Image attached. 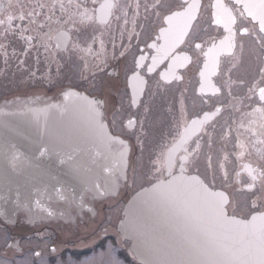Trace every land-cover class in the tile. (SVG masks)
Segmentation results:
<instances>
[{
  "label": "flooded vegetation",
  "instance_id": "1",
  "mask_svg": "<svg viewBox=\"0 0 264 264\" xmlns=\"http://www.w3.org/2000/svg\"><path fill=\"white\" fill-rule=\"evenodd\" d=\"M63 2L70 15L60 12L49 38H40V15L35 22L19 19L33 5L0 0V108L65 109L72 91L92 97L114 137V175L83 191L44 188L11 218L0 213L7 237L0 236V257L10 255L12 262L15 254L22 264H138L118 230L125 204L139 189L175 174H195L225 191L231 215L249 218L264 210V121L253 114L264 107V50L254 40L259 23L232 0H161L158 8L152 7L155 0H74L71 7ZM108 2L119 7L102 9ZM75 3L93 21L66 23L77 12ZM192 4L190 21L187 15L167 19ZM217 4L231 12V21ZM45 9L61 10L59 4ZM244 28L252 34L242 33ZM229 29L236 47H228ZM61 32L68 33L64 46L65 38L57 40ZM89 45L90 51L81 50ZM185 148L196 152L181 172L178 157ZM162 151H171L172 168L153 165ZM11 152V163L26 161L21 150ZM145 154L154 157L149 161Z\"/></svg>",
  "mask_w": 264,
  "mask_h": 264
},
{
  "label": "water",
  "instance_id": "2",
  "mask_svg": "<svg viewBox=\"0 0 264 264\" xmlns=\"http://www.w3.org/2000/svg\"><path fill=\"white\" fill-rule=\"evenodd\" d=\"M244 4L257 7L249 10ZM259 4L260 0H241L240 6L260 25ZM66 100L67 109L0 108V213L4 216L11 218L24 204L33 202L43 187L51 192L62 186L91 189L99 177H113L110 137L106 125L97 123L95 101L76 92ZM59 141L67 151L70 147L65 142H71L73 152H44ZM14 147L24 152L28 162L9 161ZM65 157L71 159V168H65ZM43 160L48 162L39 166ZM215 193H223L222 205ZM228 201L224 191L211 189L196 175L178 174L137 192L125 207L119 229L132 241L142 264L253 261L259 255L253 232L264 222V211L240 219L228 214Z\"/></svg>",
  "mask_w": 264,
  "mask_h": 264
},
{
  "label": "snow or ice",
  "instance_id": "3",
  "mask_svg": "<svg viewBox=\"0 0 264 264\" xmlns=\"http://www.w3.org/2000/svg\"><path fill=\"white\" fill-rule=\"evenodd\" d=\"M73 3H74V0H68L67 7L73 6ZM57 4H59V7H60L61 11H66L67 10L66 9V5L64 4L63 0H53V3L51 5H45L44 3L36 4L33 7L32 11H29V12H27L25 14H21L19 16V19L21 21H23L25 19V17L27 16L30 19V22H35L34 17L39 15V13H37L36 10H35L36 7H39L41 9H43L44 7H49L50 10H53L57 6ZM236 4L240 5L241 4V0H236ZM75 7L77 9V12L74 14V16L70 17L69 21H66V23H71L73 26H75L77 23L83 25V24H86V23H88L90 21H93L94 17L90 16L88 14L87 9H85L83 11H80L81 5L79 3H75ZM118 7H119V5L117 3H115V2H108V3H105V4L101 5L102 9H113V8H118ZM136 7H137V9L139 8V4L138 3L136 5ZM152 7L153 8L163 7V4H162L161 0H155V3L152 5ZM195 7H196V5H194V4L189 5L188 9L184 13L174 12V13H172V15L167 16V19L169 21H171L173 19V17H175V16L187 15L188 20L190 21L192 19L191 15H190V12ZM215 7H217L218 9H223V11H225V12H228L229 20L230 21L232 20L231 12L228 9L223 8V6L220 5V4L215 5ZM243 7L246 8V9L251 10L252 8L257 7V5H255V4H244ZM258 7H259V10H260V12H259L260 28H259V33L254 37V40H255V42L259 43L261 48H262V50H264V0H260V4H259ZM249 14L250 15L252 14L251 11H249ZM125 15H126V13H125ZM12 19H13L12 16L8 17L9 22H11ZM125 22L127 23V21H125ZM0 23H3V21L0 20ZM216 23H220V19L219 18H217ZM77 31H78V29H77ZM229 32H230V35H229V37L226 38V40L228 41V47L229 48L236 47V43H235V39H234L235 34L232 33L231 29H229ZM242 33L248 34V35L252 34L248 28L242 29ZM60 36L66 39L67 36H68V33L67 32H61ZM26 39H28L30 41L32 38L31 37H27ZM92 39H93V42H94L95 38L93 37ZM221 43L223 44L224 42L222 41ZM102 44H103V42L101 41V45ZM72 46L75 47V48H78L79 44L78 43H74ZM153 47H154V45H153ZM195 47L196 48H200L201 45L200 44H196ZM239 47L241 48V50L243 49V45L242 44H240ZM214 48H215V45H213V47L210 48L208 50V53H205V55L206 56L210 55L213 52ZM65 50H67V49H65ZM81 50L82 51H90L91 50V45H89L88 48L81 49ZM153 59L155 61L156 58L154 57ZM205 68H207V63H205ZM200 74H201L202 77L204 76L203 70L201 71ZM260 76H261L260 82L264 83V68L260 69ZM255 87L256 86H254V88ZM250 91L253 92V94H255L254 89H250ZM259 96H260V100L264 101V87H259ZM216 111L220 112L221 109L217 108ZM256 113H258L259 116H260V119L262 121H264V107L254 108L253 109V114H256ZM205 118H207V114H205ZM195 123H196V121H193V124H195ZM261 126L264 127V123H262ZM198 147H199V145H197V148ZM183 151L185 152V155L178 157V159L180 160L181 172H183L184 164L187 162L188 158L190 156H194V154L196 152V149H193L192 152H188L187 148H185V149H183ZM153 165L154 166L155 165H160V169L165 168V167L172 168L174 166V159H173V156L171 154V151H167V154L164 151H162L156 157V159L153 161ZM160 169H157V171H159ZM260 176L262 178H264V172H260ZM253 179H255V177ZM213 195H215L216 197L219 198L218 199V203H219V205H222L223 202H224L223 193H215ZM219 210L222 213V207H220ZM253 219L255 220V217H253ZM262 221H264V217H262ZM253 235L256 236V238H257V240L259 242V255H258V258L253 260V261L238 260V259L237 260H229V261L189 260V261H180V262H178V264H264V222H262L259 225V227L254 230Z\"/></svg>",
  "mask_w": 264,
  "mask_h": 264
},
{
  "label": "rangeland",
  "instance_id": "4",
  "mask_svg": "<svg viewBox=\"0 0 264 264\" xmlns=\"http://www.w3.org/2000/svg\"><path fill=\"white\" fill-rule=\"evenodd\" d=\"M38 3H44L45 5L46 4L50 5V4L53 3V0H25L24 5L30 4V5L35 6ZM45 8L46 7H44L43 9H41L39 7H36V9L39 10V15H40V18H41V22L44 21L43 23H41V25L38 28V31H39V34H40V38H41V35L43 37L45 34H46L45 37L46 38H49V36L51 35L49 28L52 27V24L57 23V21H58V15H59L60 12H62V13L63 12H66L67 15H70L67 10L66 11H61L60 10V11H58V13L52 12V13L48 14L46 12V9ZM43 12H45V13H43ZM52 42H53V40H52ZM40 63H42L44 65L43 62L40 61ZM100 77L102 78L103 76H100ZM104 84L105 83H103V82H101V84L99 83L98 86H96L97 89L100 91V89L104 87ZM144 153L145 152H142V155H144ZM145 157L147 158V160L151 161V159H153L154 156L153 155H146L145 154ZM242 207H245V206H242ZM0 236H2L3 239L4 238H7L6 237V234L2 230H0ZM58 247L59 248L60 247H63V244L58 243ZM12 256H13L15 262H16V263L13 262L14 264H22V262L20 261V259H19V257L17 255L13 254ZM7 257H10V255H6V256L0 257V264H10L9 261L11 259H7ZM114 261H115V263H113V264H120L118 261H116V260H114ZM26 262H27V260H26ZM94 262H95V259H91V261L84 262V263H81V264H86V263L95 264ZM13 263H11V264H13Z\"/></svg>",
  "mask_w": 264,
  "mask_h": 264
},
{
  "label": "bare ground",
  "instance_id": "5",
  "mask_svg": "<svg viewBox=\"0 0 264 264\" xmlns=\"http://www.w3.org/2000/svg\"><path fill=\"white\" fill-rule=\"evenodd\" d=\"M95 122H96V121H95ZM99 122H100L101 125H103L102 122H101V120L97 121V123H99ZM81 141H83V140H81ZM66 142H67V141H66ZM84 144H85V143H84ZM69 147H70V151L73 152V150L71 149V147H72V143H71V142H69ZM82 147H83V146H82ZM98 151H99V149H98ZM98 151H97V152H98ZM25 264H28V263L25 262ZM88 264H91V263H88Z\"/></svg>",
  "mask_w": 264,
  "mask_h": 264
}]
</instances>
